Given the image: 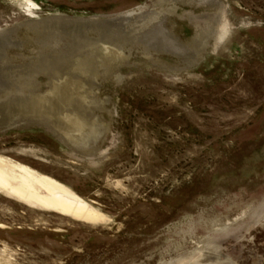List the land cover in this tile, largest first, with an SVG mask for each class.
Listing matches in <instances>:
<instances>
[{
    "label": "rangeland",
    "instance_id": "rangeland-1",
    "mask_svg": "<svg viewBox=\"0 0 264 264\" xmlns=\"http://www.w3.org/2000/svg\"><path fill=\"white\" fill-rule=\"evenodd\" d=\"M25 1L0 0V177L110 222L1 181L0 256L264 264V0Z\"/></svg>",
    "mask_w": 264,
    "mask_h": 264
},
{
    "label": "bare ground",
    "instance_id": "bare-ground-1",
    "mask_svg": "<svg viewBox=\"0 0 264 264\" xmlns=\"http://www.w3.org/2000/svg\"><path fill=\"white\" fill-rule=\"evenodd\" d=\"M17 1H19L22 6L27 8L28 12L32 13V11L37 10L36 8H32L30 5H28L25 0H17ZM72 86H73L72 84L62 86L59 89L58 94H56L55 98L52 97L51 99L48 100L35 102L34 106L32 107L30 106V108H34V110L35 108L42 110H46L47 108L53 113L59 112L61 108H63V105L65 106V104L69 103V100H71V97L73 95V93H71V90L73 89ZM1 181L4 182L9 188H11L18 195L30 201L36 202L37 204L44 206L46 208H54L55 210H59V212L61 211L63 214H65L67 217L73 220L81 221L90 225H99V224L103 225L106 224L107 222H110L108 216L104 214L94 213L91 210L89 211L85 206H80L77 203H73L67 200H62L58 198L55 194H50L45 196L41 195L29 189L28 187L22 185L17 180L11 178L0 177V182ZM3 258L0 256V264H11L10 262L12 261H8Z\"/></svg>",
    "mask_w": 264,
    "mask_h": 264
}]
</instances>
